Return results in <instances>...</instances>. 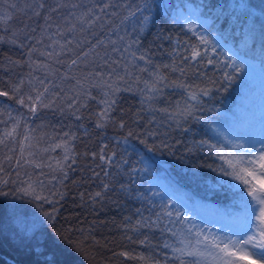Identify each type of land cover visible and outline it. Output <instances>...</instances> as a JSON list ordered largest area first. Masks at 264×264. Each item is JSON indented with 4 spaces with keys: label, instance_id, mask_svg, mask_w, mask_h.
<instances>
[{
    "label": "trees",
    "instance_id": "1",
    "mask_svg": "<svg viewBox=\"0 0 264 264\" xmlns=\"http://www.w3.org/2000/svg\"><path fill=\"white\" fill-rule=\"evenodd\" d=\"M13 1L17 7L10 9L13 19L7 25L8 31L4 32L0 25V31L4 32L3 37L5 38L0 42V91L9 93V96H0V140L4 141L0 143V169H2L0 182L9 181L8 187L11 188L26 187L28 184L26 179L36 180V191L54 201L52 205H44L48 211L56 210L55 227L49 226L50 231L60 232L63 236L77 242L83 249L81 254L72 257L74 264H180L181 260H184L185 264H194L197 257L180 256L179 253H173L171 247H164L165 243L174 247L181 246L177 238L173 237L169 231H162L165 226L179 232L188 225L169 224L170 218L163 215L158 224L150 227H140L138 221L147 224L148 220H157V212H163L160 208V198L153 197L150 192H147L150 187H153L154 191L162 192L161 188L154 186V180L168 185L174 192L187 199L191 205L187 212H184L178 205H173L171 208L173 212L179 208L181 213L192 216L189 212L192 211L195 214L201 211L206 221L209 217L226 221L223 212L230 203L227 193L222 188L209 189L207 185L195 183L190 177L193 171L207 173L209 164L213 166L224 164L215 154L211 153L207 145H199V141L204 140L209 144H215L217 148H223L225 153L229 150V143L224 142L223 138H216L206 125L192 120L184 122L181 119V126L177 128L175 121L169 118V114L176 112L178 106L183 107L188 95L183 88L179 87L164 88L160 97L152 103L153 109L167 108L168 114H166L149 111V105L141 103V94L136 86L132 87L131 91H125L126 86H121V91L115 93L116 103L109 113L110 119L105 127L97 128L98 115L104 108V104L101 103L105 99L104 93L111 91L105 86V82L109 83L112 80V76L108 75L110 69L107 66L100 69L96 66L89 67L93 71H101L103 79L94 76L95 86L88 89L90 96L85 99L83 107L78 106L79 111H76L77 105L69 108L59 101L50 103L52 95L44 99V104L47 106H39V102L35 101L36 91H33L29 85V81L33 78H35L32 80L33 83L43 79L44 71L37 65H49L56 70L54 72L56 77L67 75L70 62L77 56L81 57L82 53L88 50L89 45L87 44L82 45L81 48L76 47V42L88 36V32L81 33L80 27L82 26L78 25L74 33H65L63 37L53 36V39H59L61 43L73 40V44L68 46L72 51L66 47L59 56L49 57L47 53L53 52V49L60 52V49L58 45H53V48L47 47L52 43L48 36L55 32L57 23L64 26L63 21L56 14H52L53 27L42 35L40 25L44 24V10L40 17L29 19L31 12L26 6L33 4L34 0ZM238 1L170 0L176 6H182L188 2L198 6L216 3L232 4ZM64 2L87 6L90 0H64ZM244 2L255 7L257 12L264 8V0H244ZM45 3L54 6V0H45ZM202 12L207 19L213 18L212 9L204 8ZM60 15L66 16L67 10L61 9ZM25 24L28 25L26 31L32 37L31 39L20 32ZM181 25V22L174 23L170 18L157 20L150 31L143 35L142 50H149L148 55L152 61L149 70L155 71L156 66H159L160 75L167 77L169 83L182 82L189 86V90L210 89L211 98L202 97L203 110L198 111L196 115L219 122L223 117L219 116L217 110L224 114L231 112L235 118L225 115L229 117L225 121L238 122L239 128L236 131L256 136L259 131L257 126L259 121L262 120L264 126L263 113L256 110L254 106L253 115H242L238 108L240 107L239 98L244 96L242 95L244 85L237 81L227 86V90L221 88L220 80L223 73L214 64H208L207 59H204L202 64L195 61L190 63L183 61V55L189 57L191 55L190 50L186 51L188 45L197 44L198 41L187 31L186 27H181ZM208 27L211 28L212 25ZM31 28H36V31L31 32ZM12 33H16V37H13ZM97 33L99 34L98 28ZM13 38L17 40L16 44L9 42ZM89 38L95 39L94 37ZM37 40L41 42L37 44ZM33 48L36 51H32L31 58H29V50ZM174 49L180 53V56L170 55ZM41 52L45 55H41ZM57 60L61 62L57 63ZM260 60L257 54L254 61L259 62L260 65ZM174 62L178 68L185 69L184 75H181L179 71L171 70ZM137 64L140 67L144 66L141 61H137ZM163 65H169V67L164 68ZM129 70L133 72V78H135L138 70L131 68ZM138 74L142 79L150 78L147 73ZM21 80L24 81L21 85V92L14 93L13 86L18 85ZM212 81L216 83L213 84ZM246 88L249 90L248 87ZM37 90L43 91L38 84ZM29 95L33 97L32 100L28 99ZM21 96L24 98V104L18 103ZM34 104L36 111L32 112L30 108ZM78 116L79 119H77ZM121 122L125 124L123 129L119 127ZM28 128L36 141L41 143L47 140L63 141L64 145L69 148V158L63 169L58 170L54 175L50 174L42 183L43 188L40 187L39 179L41 178L36 173L29 177L25 176V178L19 177L22 165L19 150H21V143L27 135ZM185 128L190 130L185 132L183 130ZM129 130L137 135L129 137L128 143L124 144L122 141ZM228 130L230 133L234 132L229 128ZM9 132L12 135L6 136ZM140 140H145L146 144H141ZM129 145L146 158H150L151 164L147 174L137 173L134 180L127 175L128 165H125L123 170L116 167L123 159H129L130 162L137 159L132 155ZM153 146L155 150L148 152L147 148ZM113 153L116 155L111 165L107 160L100 159L101 154L107 157ZM50 178L55 182H52ZM210 183L214 184L215 181L210 180ZM105 185L108 187L105 188ZM122 185L125 186L123 189ZM0 187L3 185L0 184ZM4 190L7 191L8 188ZM59 193L64 194L63 198ZM96 193H100V196H96ZM145 193H147L146 196ZM0 202H2L0 203V264H34L36 257L32 255V248L37 241L35 238L25 237L5 211V206L12 204L21 205L32 211L34 210L33 204L27 200H15L11 196L0 197ZM164 203H167V200ZM142 217L148 220H142ZM171 219L176 218L173 216ZM213 234H218L216 228L213 229ZM140 241L145 242L142 244ZM48 246H53L51 237ZM56 250L65 251L63 245L57 247ZM125 252L129 256L121 255Z\"/></svg>",
    "mask_w": 264,
    "mask_h": 264
},
{
    "label": "snow or ice",
    "instance_id": "2",
    "mask_svg": "<svg viewBox=\"0 0 264 264\" xmlns=\"http://www.w3.org/2000/svg\"><path fill=\"white\" fill-rule=\"evenodd\" d=\"M6 6L10 9L17 7L15 4H6ZM26 7L31 12L29 19L40 17L42 10H44V24L40 25L42 35L53 27L51 23L52 14H56L63 21L64 26L60 23L55 25V32L48 36L52 43L47 45L49 48L58 45L60 52L53 49V52L46 55L49 57L59 56L66 47L73 44V40L61 43L59 39H53V36L63 37L65 33H74L78 25L82 26L80 27L81 33L87 31L88 36L76 42V47L81 48L82 45H89L88 50L82 53L83 57L87 59L90 54H94L96 61L99 62L96 64V68L100 69L108 66L110 77L117 72V68L123 62L124 75H117L116 79L126 85L125 91H131L133 85H135L141 94V103H147L149 111L168 114L167 108L153 109L152 103L160 97L164 88H183L188 93L184 106H178L176 112L169 114V118L175 121L177 128L181 126V119L184 122L192 120L206 125L207 129L216 138H223L224 142L229 143V150L225 153L223 148H217L215 144H209L204 140L199 141V145H207L211 153L215 154L224 164L217 166L209 164L207 165V173L202 174L193 171L190 177L195 183L207 185L209 189L222 188L227 193L230 203L223 212L226 221L218 230V234H213L206 224H197L195 221L189 223V216L186 213H181L179 208L173 212L171 210L173 198L158 180H154L153 184L155 187L164 189L163 192L154 191L153 187H150L147 192H150L153 197L160 198V208L163 209V212L156 213L157 220L155 221L142 217V220H148V222L145 224L138 221V225L140 227H150L153 224H158L161 215L170 218L169 224L188 225L179 232L165 226L162 231H169L173 237L177 238V242L181 246L174 247L165 243L164 247H171L173 253H179L180 256L197 257L194 264H264V136L256 137L238 131L230 133L226 127L221 125V121L229 117L225 116L224 113H219V110H217V113L223 117L219 122L215 119L208 120L196 115L198 111L203 110L202 97L211 98V90L208 88H202L198 91L189 90V86L182 82L173 81L169 83L167 77L160 75L159 66H156L155 71H150L149 66L152 65V61L148 55L149 50H142L141 44L143 35L150 31L157 20L170 18L174 23H179L181 18L184 20H199L203 14L202 10L210 8L214 13L213 18L200 23V26L206 29L208 35L199 32L196 26L191 23L181 25V27H186L187 31L198 41L197 44L188 45L186 51L190 50L191 55L190 57L183 55L182 59L185 63L195 61L199 64L207 59L208 64H214L223 73L220 80L221 88L227 90V86L239 81V84L242 83L245 89L252 80L251 72L256 67L253 61L257 54L261 58L260 67L264 69V8L257 12L255 7L244 2V0L232 4L216 3L200 4L198 6L191 3L176 6L170 0H90L87 6L64 2V0H54V6H52L46 4L45 0H34L33 4ZM180 8L187 9L188 15L184 16V13L179 10ZM61 9L67 10L66 16L60 15ZM12 19V14L5 12L4 15L0 16V24L6 25ZM209 24L212 25L211 28L208 27ZM26 29H28L27 24L20 29V32L31 39L32 37L28 35ZM30 31L34 33L36 28H31ZM16 35V33H12L13 37H16ZM113 36L115 38H112ZM89 37L95 39L92 40ZM4 39L3 36H0V42ZM9 42L16 44L17 40L13 38ZM40 42V40L36 41L37 44ZM68 50L72 51L70 47H68ZM32 51H36V49L29 50V58H31ZM116 53L120 54L119 60L113 59V54ZM229 53L231 54L229 55ZM173 54L180 56V53L176 52L175 49L173 53H170V55ZM41 55H45V53L41 52ZM220 56H223L224 59H220ZM80 59L81 57L77 56L76 59L70 62L69 66L77 65ZM137 61L143 62L144 66L140 67ZM56 62L60 63L61 61L57 60ZM37 67L48 70L49 74L56 71L50 69L49 65H37ZM163 67L168 68L169 65H163ZM130 68L138 70V73H147L150 78L142 79L138 73L133 78V72L129 70ZM171 70L173 72L179 71L181 75L185 74V69L178 68L175 62L171 66ZM88 75L103 79L101 71H94ZM46 79L47 77L39 79L36 83H33L32 80L29 81L32 90L36 91L35 101L39 102L41 107L47 106L44 104V99L52 94V88L59 87L57 84L46 83ZM62 79H67V77ZM105 83L111 91L104 93L105 99L101 101L104 108L98 115L97 128L106 126V122L110 119L109 113L112 111V106L116 103L115 93L121 91L115 81ZM212 83L215 84L216 81H212ZM23 84L24 81L21 80L18 85H14L13 92L19 94ZM37 84L43 91L37 90ZM77 84H80L79 80H77ZM141 84L143 87H140ZM60 91L63 92L64 89L60 88ZM82 94L85 93L77 92V95L71 98L68 107L71 108ZM86 95H90V93ZM0 96H9V93L0 91ZM28 99L32 100L33 97L29 95ZM18 103H25L23 96L19 98ZM83 106L80 105L79 107ZM79 107L76 108V111H79ZM30 110L32 112L36 111L35 104ZM176 117H180V119H176ZM79 118L78 116L77 119ZM119 127L123 129L125 127L124 122H121ZM183 130L188 132L190 129L185 128ZM11 135V132L6 133V136ZM135 135L137 134L134 131L129 130L122 142L127 144L128 138ZM149 135L153 134L149 133ZM0 143H4V141L0 140ZM140 143L146 144V141L140 140ZM163 146L167 147V145ZM129 148L132 155L137 159L132 162L129 159H123L116 167L123 170L124 166L128 165L127 175L134 180L137 173L147 174L151 164L150 158H146L131 145H129ZM154 150L155 146L147 148L148 152ZM101 152L103 153V149ZM115 155L113 153L105 157L101 154L100 159L102 161L107 160L111 165ZM93 156H95V153H93ZM7 159H11V157H7ZM65 159H68V157L66 156ZM17 164H19V161H17ZM105 174L107 175V173ZM64 178H67L66 174ZM210 180H214L215 183H210ZM0 184L3 185V187H0V197L8 198L11 196L15 200H27L33 204L34 210L32 211L17 204L6 205L5 211L25 237L35 238L37 241L32 248V255L36 257L34 264H74L72 257L81 254L83 249L77 242L63 236L60 232L50 231L49 226L51 228L55 227L56 210L48 211L44 205H52L54 201L39 194L36 191V186L31 182L27 184V187L9 188V181L7 180L0 182ZM40 187L43 188L42 182ZM104 187L107 188L108 186L105 185ZM121 187L123 189L125 186L122 185ZM4 188H8V190L5 191ZM59 195L63 198L64 194L59 193ZM146 195L147 193H145ZM96 196H100V193H96ZM165 200H167V203H164ZM173 216H175V220L171 219ZM50 237L52 247L48 246ZM144 242L140 241L142 244ZM61 245L65 249L64 252L56 250ZM121 255L129 256L126 252L121 253ZM141 259L144 258L141 257ZM180 264H185V261L181 260Z\"/></svg>",
    "mask_w": 264,
    "mask_h": 264
},
{
    "label": "rangeland",
    "instance_id": "3",
    "mask_svg": "<svg viewBox=\"0 0 264 264\" xmlns=\"http://www.w3.org/2000/svg\"><path fill=\"white\" fill-rule=\"evenodd\" d=\"M240 0L238 1V3ZM14 4L13 0H1L0 1V16L4 15L5 12H9L10 8H7L6 4ZM190 3V2H188ZM187 4V3H185ZM180 11L184 13V16L188 15L187 9L180 8ZM201 21H208L206 17L203 15L200 16V19H190V20H184L183 18L180 19V22L184 25L191 23L194 26H196L197 30L199 32H203L205 35L207 34V31L204 27L200 26ZM10 21L5 24H0L1 29L4 30V32L8 31L7 25H9ZM210 25V24H209ZM208 25V26H209ZM3 31H0V36H3ZM101 51H103L101 49ZM226 51V50H225ZM231 53H229L230 55ZM113 59L119 60L120 54L116 53L113 54ZM220 59H224L223 56H220ZM256 65V67L251 72V78L252 80L248 84L249 90L246 88L242 91V95H244L242 98H239V105L238 111L242 113V115H253L254 114V106L256 110H260L264 115V70L260 67L259 62L253 61ZM99 63L96 61V58L94 54H90L87 59L81 56L80 61L77 65L68 66L67 67V75L65 76H59L55 73L49 74V71L46 69H42L44 71L43 79L47 77L46 83L50 82V84H57L59 87L52 88V99L49 100L50 103L53 101H59L60 103H63L64 106H68V104L71 102V98L75 97L77 95V92L85 93L80 96V98L77 100V102L74 105L80 106L84 105L85 99L88 98L90 95H86L87 93H90L88 89L90 87H93L94 85V75L89 76L88 74L91 72H94L92 69H89V67L94 68L96 64ZM108 69H110L107 66ZM50 69H52L50 67ZM117 75L123 76L124 75V68H123V62H121L120 66L117 68V72L112 75V80L109 81V83L115 81L116 84L121 86H126L121 81L117 80ZM64 77H67V79H62ZM35 80V79H32ZM77 80L80 81V84H77ZM36 83V81H34ZM242 84V83H241ZM75 86V87H73ZM106 86V85H105ZM104 86V87H105ZM135 87V85H133ZM143 87V85H142ZM60 88H63L64 91L61 92ZM55 96V98H54ZM255 96V98H254ZM37 103V102H36ZM225 115H228L229 117H234L231 112H226ZM222 126L226 127L227 129H231L233 131H236L239 127V123L231 122L228 120H223ZM259 131L256 133V137L264 136V126L263 121H259L257 124ZM27 135L24 136V139L21 143V150H19V159L22 162L20 171H19V177L25 178V176L29 177V175H33L34 173L37 174L38 177H40V183H44L45 180H47V177L52 174L54 175L58 170L63 169V166L65 165V162L68 159H65V157L69 156V148L64 145L63 141H50L47 140L46 142H39L34 140V137H32L31 132H29L30 128L27 129ZM258 147V145H257ZM69 158V157H68ZM52 182H55L54 179L50 178ZM36 180L28 181L26 179L27 183H33L35 185ZM160 184L164 185V188L168 190L169 195L173 198V205H178L184 212H187L191 205H189V202L187 199H185L182 195H179L177 192H174L168 185L163 183L162 181L159 182ZM27 187V185H26ZM162 192L164 189H162ZM192 216H189L191 223L192 221H195L197 224H207L209 227L208 229H211L213 233V229L216 228L217 233L218 230L221 229L223 221L221 218H213L209 217L208 220L205 222V216H203V213L201 211L198 212V214H193ZM194 215V216H193ZM105 242V241H104ZM106 243V242H105Z\"/></svg>",
    "mask_w": 264,
    "mask_h": 264
}]
</instances>
